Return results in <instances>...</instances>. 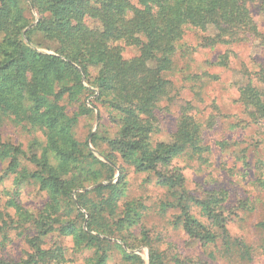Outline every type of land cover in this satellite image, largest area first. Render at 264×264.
<instances>
[{
    "label": "trees",
    "instance_id": "trees-1",
    "mask_svg": "<svg viewBox=\"0 0 264 264\" xmlns=\"http://www.w3.org/2000/svg\"><path fill=\"white\" fill-rule=\"evenodd\" d=\"M249 2H255L264 13V0H0V122L9 118L45 136L40 154L28 157L18 145L0 136V162L5 164L6 175H14L16 189L30 182L47 195L36 212L20 210L25 214L22 222L30 225L24 236L29 249L25 257L0 260V264L65 261L64 247L57 242L45 246L54 235L70 236L75 250L88 251L84 264H107L114 246L120 249L124 264H145L139 255L127 252L126 248H133L132 240L148 247L147 264H185L177 255L168 259L151 243L148 230L140 228L143 205L139 200L120 205L127 181L118 158L133 165L135 171L153 173L156 182L167 188L171 198L161 202L160 211H171L170 223L188 238L202 245L221 242L226 252L251 258L250 247L228 235L222 213L226 192L213 190L202 198L192 195L185 188L181 168L171 166L177 155L187 152L200 158L207 149L200 143L198 121L183 108L174 141L153 143V125L146 115L153 117L156 103L166 91L164 72L173 67L172 56L185 28L205 34L212 30L211 35L203 36V47L257 36ZM29 8L38 15L31 27L26 16ZM42 41L50 43L45 48L51 53L38 50ZM120 41L136 47L138 54L123 58ZM258 74L264 83V67ZM83 80L119 121L117 134L105 140L106 150L99 151L110 163L101 161L87 141L74 135L79 116L92 111L82 99L88 91ZM240 91L238 99L244 107L260 109L263 116L261 91L251 84ZM113 93L118 99H113ZM131 96L137 97L132 100ZM65 99L78 103L77 109L69 113ZM138 111L145 116L141 118ZM98 138L96 133L91 137L94 147ZM23 160L33 168L28 169ZM117 169V179L110 182ZM99 181L109 183L76 192L73 199L74 189ZM194 205L205 222L193 215ZM0 220V232L5 235L10 223L2 214ZM256 226L257 247L264 251V220ZM133 228H139L140 237L128 242L122 236L126 248L112 242L115 235Z\"/></svg>",
    "mask_w": 264,
    "mask_h": 264
},
{
    "label": "rangeland",
    "instance_id": "rangeland-1",
    "mask_svg": "<svg viewBox=\"0 0 264 264\" xmlns=\"http://www.w3.org/2000/svg\"><path fill=\"white\" fill-rule=\"evenodd\" d=\"M249 9L259 33L242 41L203 47V36L211 35L212 30L205 34L199 29L185 28L182 39L176 43L173 67L164 72L166 91L156 103L153 117L149 113L146 115L153 125V143L174 141L183 108L198 121L200 143L207 149L200 158L187 152L177 155L172 159L171 166L181 168L185 188L192 195L202 198L213 190L226 192L222 213L228 235L249 246L251 258L226 252L221 242L202 245L188 238L181 228L170 223L171 211H160L161 202L171 198L167 188L156 182L153 173L135 171L133 165L117 159L127 181L120 205L125 201L139 200L143 205L140 228L148 230L151 243L168 259L177 255L186 261L185 264H264V251L257 247L259 233L256 226L264 220V115L261 116L260 109L244 107L238 99L240 90L251 84L261 91L258 97L264 103V83L258 78V71L264 67V13L255 2H249ZM26 16L32 21L31 27L38 15L29 8ZM89 25L96 27L93 20H89ZM118 44L122 48L123 58L138 54L136 47L123 41ZM46 45L50 43L42 41L38 50L51 53L52 50L45 48ZM82 84L88 90L82 99L92 111L79 116L74 135L80 141H87L89 149L101 161L110 163L99 151L106 150L105 140L117 134L118 118L113 116V112L110 113V108L104 102L96 99L97 91L92 86L85 80ZM112 97L118 99V94L113 93ZM136 97L131 96L130 99ZM63 103L69 113L78 106V103L67 99ZM140 113L138 111L141 118L145 116V113ZM94 133L99 137L96 147L90 141ZM0 136L3 141L18 145L26 157L30 153L40 154L45 144L41 131L16 124L9 118H3L0 122ZM22 163L28 169L33 168V164L27 160ZM118 175L117 169L110 182H114ZM13 178V174H5V164L0 162V214L10 223L5 235L0 232L2 261H17L25 257L29 249L24 243V236L29 234L30 225L22 222L25 214H21L20 210L36 212L47 200L45 192L33 183H23L16 189ZM107 183H89L84 189H74L72 197L75 199L76 192L89 191ZM191 211L196 218L206 221L199 207L194 205ZM81 212L85 213V210L81 209ZM138 235L139 228L125 229L120 236L115 235L111 240L126 248L120 241L122 236L128 237L129 242V239L140 237ZM54 242L64 247L65 261L49 264H84L88 251L75 250L70 236L54 235L47 239L45 246H52ZM129 243L133 248H126L127 252L139 255L147 264L148 247L138 244L136 240ZM123 262L120 249L114 246L106 263ZM170 262L173 263V260Z\"/></svg>",
    "mask_w": 264,
    "mask_h": 264
}]
</instances>
